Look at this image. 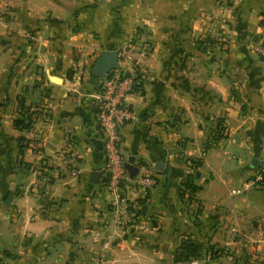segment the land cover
<instances>
[{
	"label": "crops",
	"instance_id": "crops-1",
	"mask_svg": "<svg viewBox=\"0 0 264 264\" xmlns=\"http://www.w3.org/2000/svg\"><path fill=\"white\" fill-rule=\"evenodd\" d=\"M260 43L259 0H0V264H264ZM104 49L139 71L121 129L138 208L122 231L103 174L88 180L104 163L89 71Z\"/></svg>",
	"mask_w": 264,
	"mask_h": 264
},
{
	"label": "built area",
	"instance_id": "built-area-1",
	"mask_svg": "<svg viewBox=\"0 0 264 264\" xmlns=\"http://www.w3.org/2000/svg\"><path fill=\"white\" fill-rule=\"evenodd\" d=\"M264 3V0H259ZM146 45L141 48L143 55L146 51ZM254 49L264 59V43L254 46ZM129 63L132 64L130 70L124 69L120 63V69H114L110 73L98 78L99 89L92 95L96 109L95 118L101 130L103 144V182L107 191L112 195L110 203V219L106 223L113 230H124L128 223V217L132 216L138 208L136 199L130 197L125 189L128 178V171L125 168L126 159L121 150L122 133L121 129L129 121L133 120L134 114L128 108L127 97L136 87L139 79V71L136 67L137 60L126 56ZM143 175L135 183L137 193L146 196L150 188L154 185L155 179L148 167H142ZM257 183L263 182V174L259 172L255 180ZM249 184H245L247 188ZM111 223V225H110ZM106 224V226H107ZM110 242L103 243L102 249L107 250ZM95 263L105 260V254H100L92 258ZM193 264V263H191Z\"/></svg>",
	"mask_w": 264,
	"mask_h": 264
},
{
	"label": "water",
	"instance_id": "water-1",
	"mask_svg": "<svg viewBox=\"0 0 264 264\" xmlns=\"http://www.w3.org/2000/svg\"><path fill=\"white\" fill-rule=\"evenodd\" d=\"M120 50L119 49H104L101 50L96 60L92 65V73L96 76H104L110 73L114 69H120ZM54 82L59 83L60 78L57 76H51ZM92 143V142H91ZM98 148H102V140H97L93 142ZM125 168L130 173L131 176L135 175L138 171L137 166L134 164V157H130L125 163ZM155 168L163 173H168L169 164L163 161H157ZM103 169H94L90 171L88 180L90 183L96 184L102 180Z\"/></svg>",
	"mask_w": 264,
	"mask_h": 264
},
{
	"label": "trees",
	"instance_id": "trees-1",
	"mask_svg": "<svg viewBox=\"0 0 264 264\" xmlns=\"http://www.w3.org/2000/svg\"><path fill=\"white\" fill-rule=\"evenodd\" d=\"M136 86H139V83L136 82ZM15 125L16 127L18 128H21V129H28L30 128V118L29 117H22L20 119H16L15 120ZM221 129L219 128V126L216 127V129L213 131V134H212V137H211V140H209L206 144V147L210 146V145H215L216 144V141L219 139V137L221 135H217V133L220 131ZM195 189V188H194Z\"/></svg>",
	"mask_w": 264,
	"mask_h": 264
},
{
	"label": "rangeland",
	"instance_id": "rangeland-1",
	"mask_svg": "<svg viewBox=\"0 0 264 264\" xmlns=\"http://www.w3.org/2000/svg\"><path fill=\"white\" fill-rule=\"evenodd\" d=\"M91 68H92V67H90V70H89V71H90V72H91V74H92V70H91ZM97 77L99 78L100 76H97Z\"/></svg>",
	"mask_w": 264,
	"mask_h": 264
}]
</instances>
